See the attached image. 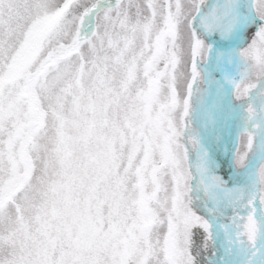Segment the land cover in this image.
Here are the masks:
<instances>
[{"label": "snow or ice", "instance_id": "6c2138e0", "mask_svg": "<svg viewBox=\"0 0 264 264\" xmlns=\"http://www.w3.org/2000/svg\"><path fill=\"white\" fill-rule=\"evenodd\" d=\"M0 264H264V0H0Z\"/></svg>", "mask_w": 264, "mask_h": 264}]
</instances>
